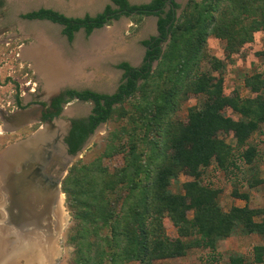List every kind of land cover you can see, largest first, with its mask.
I'll return each mask as SVG.
<instances>
[{
  "label": "trees",
  "instance_id": "1",
  "mask_svg": "<svg viewBox=\"0 0 264 264\" xmlns=\"http://www.w3.org/2000/svg\"><path fill=\"white\" fill-rule=\"evenodd\" d=\"M166 1L130 6L126 0H112L119 11H127L122 14L137 12L130 18L134 24L156 11L159 36L141 42L146 51L139 67L127 62L117 65L123 74L114 94L67 92L68 100L92 104L86 119L72 121L65 140L69 155L75 156L96 129L114 116L128 118L111 134L118 141L116 145H107L94 162L73 164L61 182L66 209L72 217L65 239L73 248L71 264H149L157 257L183 256L194 247L214 251L218 242L236 233L264 239L263 211L234 207L226 215L217 205L218 191L199 181L183 185V195L170 190L180 172L199 178L200 170L212 162L224 173L239 169L234 153L264 124L263 75L244 79V86L254 96L243 98L238 92L225 96L223 77L216 79L211 72L201 71L208 36L223 40L229 57L252 42L256 32L264 30V0H188L178 18L172 9L164 11ZM117 12L107 6L94 18H72L40 9L23 18L62 25V34L70 42L80 28L88 36L94 29L111 25L119 18ZM212 64L216 69L219 62L212 59ZM192 97L197 99V106L182 122L176 114ZM61 102L56 100L52 104L54 112L42 120L58 118ZM17 103L23 108L19 99ZM227 110L236 114L237 120L226 117ZM218 132L232 134L236 148L219 141ZM117 155L123 157L124 166L109 173L101 159ZM255 155L252 149L243 153V158L250 164ZM233 196L248 201L247 195ZM119 201L120 210L116 212ZM191 209L196 211L195 219L189 222L186 213ZM165 216L180 234H195L197 239L184 245L162 238L156 232ZM254 252V261L263 264L264 246L254 248ZM243 260L232 255L226 264H244Z\"/></svg>",
  "mask_w": 264,
  "mask_h": 264
},
{
  "label": "rangeland",
  "instance_id": "2",
  "mask_svg": "<svg viewBox=\"0 0 264 264\" xmlns=\"http://www.w3.org/2000/svg\"><path fill=\"white\" fill-rule=\"evenodd\" d=\"M108 1L109 0H54V2L51 3L50 0H0V13L4 14L3 17H0V158H3L6 148L7 150L9 148L14 149L17 144H20L22 142L20 141V139H27V137H30L29 133L34 129L32 131L28 130L26 126L36 121L38 118V116H36L34 120L30 119V122L22 123L24 112L34 110L39 107L33 105L27 107L23 106L22 110L17 109L18 99L21 106L25 104H34L38 103V101L48 100L51 96L56 95L66 87L76 86L73 84L68 86V83H66L64 84L63 88L59 87L58 89L52 90L53 88L50 89L51 87H45L42 83H40V81L38 80L39 77H37L34 72L32 60L30 59V61L28 57L25 58L22 52V47L24 45L32 43V38H24V32L28 29H26V26L22 25V21L17 19L18 15L16 14L21 12L26 13L30 10H34L41 6H44L46 8L52 7V9L56 11L63 12L65 14L67 13L71 16L81 17L84 14L94 15L100 12L103 8V5L105 3H108ZM139 1L141 0H138L136 3L140 4ZM199 1L200 0H196L195 2ZM187 2L188 0H182L180 2L181 7L178 11V15H180L184 11ZM121 19V33L118 30L116 31L118 33V37H120V35L122 36V40H120V42H115V46L113 48H107L106 50L99 49L98 51H101L100 57L103 59H101V61H99V63H97L96 65L89 64L85 62L87 61L86 59H82L81 63L84 62L82 63L83 72L87 73L86 75H89V78L85 82L83 81L82 83L78 84L77 88L88 87L89 89L95 91H102L107 93H112L116 90L117 85L121 80V72L117 69V64L121 62L122 56L118 54V50L122 49V47H125L124 45H121V47L117 49V46L121 43H126L127 49L133 52L132 58L136 60V64H142L144 58V48L140 43V39H143L144 36L140 37L139 28L143 20L140 22V24H134L133 20H131L130 18L123 17ZM108 27V31L112 33L115 25L111 23V25H109ZM34 28L36 29V27ZM40 29H43V27L39 28V30ZM76 39H80L81 42L86 41L82 32H79V34H77L75 40ZM166 44L164 43L162 47L164 48ZM225 47L226 44L223 40L216 39L213 36H208L205 40L206 58H204L202 61L201 71L211 72L212 76L216 79H218L220 75L223 77L222 86L225 96H231L234 92H238L243 98L253 97L254 95L251 94L249 90L244 86V79L247 77H252L255 74H260L264 77V30L256 32L253 36L252 42L244 44V46L240 50L235 53L233 52L229 57H226L225 55ZM103 48H105V46H103ZM73 52L74 51H72V53ZM129 56L125 54L124 59L130 60L131 54ZM68 58L72 60V62L74 61L75 65L80 66L78 65L76 55H74V53L73 58ZM212 59H215V61L219 62V64H215V66L218 65L216 69L212 64ZM66 63L68 64L69 62L66 61ZM74 63H72V66L75 67ZM62 65L63 63L60 64V66ZM155 66L156 63L153 64V69L155 68ZM60 86H62V84ZM91 105L92 104L90 103L78 102H72L69 105H66L65 112L62 113L60 118L54 120L55 128L65 126L68 119L86 116L90 111ZM195 106H197V99L192 97L191 99L182 103L176 116L182 122H184L186 118L189 117L190 110L195 108ZM125 108L126 110L129 109L128 106H125ZM131 113L132 112H129L128 116H130ZM225 116L237 120L236 114L232 113L230 110H227L225 112ZM7 118L9 119L7 120ZM113 118L114 119L112 121L99 126L75 156L71 158L66 157L67 161L64 163H66L67 166L64 174H62V180L68 174L71 166L76 162H82L85 164L94 162L102 156L107 145H116L118 143V141H116L111 134L112 132H116L121 126L126 124L128 118H118V116H114ZM47 129L48 130L43 132V134L46 139V143H51L52 138L56 137L60 130L55 131L52 129L51 132L50 127H47ZM218 134L219 135L217 139L219 141L224 142L231 148H236V141L232 138V134H229V136L224 135L222 132H218ZM34 138L35 140H37V136H34ZM30 139L34 140L32 138H29V140ZM124 141L126 142L125 138ZM54 145L55 148L57 146L59 147L57 143H55ZM41 149H43V147ZM58 149L60 150L59 153H62L63 155L65 154V151L61 147ZM252 149L255 151L256 155L252 163L248 164L243 158V153ZM234 155V161L239 169L231 168L229 173H224L218 170L216 168V164L212 162L206 168L200 170L201 174L199 178H195L194 176L190 175L188 176L183 172H180L177 175L175 184H173L170 188L172 194L178 193L180 195H183L185 194L183 185L199 181L200 185H204L212 188L214 191H218L219 194L216 197V202H218L217 205H219L220 207V212L226 215H230L234 207H247V209L251 211H263L261 213L263 215L264 124L261 125L258 132L253 134L247 140V143L242 147V149H238L236 151V154L234 153ZM23 165V168H30L29 172L33 173V175L37 178L38 176L40 178L43 169L40 166L42 165V163H40L39 161V156L35 163H33L30 167L26 163H24ZM101 165L103 167H106L109 173H114L116 169L123 168L124 160L121 155H117L111 158L103 157L101 159ZM19 166L21 165L19 164ZM17 169L18 171L22 170L21 168ZM4 176L7 185L10 184L14 179L11 172L9 173V176H7V174H4ZM61 182L59 187V192L61 193L60 209L62 210L64 216L62 225L64 226V228L61 231L58 240L54 244V252L52 254L50 251L46 252L48 261H46V255L44 256L43 254L40 255L38 253V250L36 249L37 247H34V245H27V242L25 243V241H22L21 235L18 236V238L21 240L19 241V243L17 242V240H15L17 239L16 236H8L7 239H5L6 241L4 240V242H2L3 237H5L3 235L5 234H2V230H0V264H71L70 259L73 248L66 245L65 239L67 231L71 225L72 217L70 212L66 209V197L61 190ZM9 192L10 189L6 192L8 193V197ZM234 193L238 195H247L248 201L234 198ZM124 196L125 192L122 193V197ZM40 197V200H37V197H34L35 199L30 198L28 202L30 203L31 201L35 204H41L42 202L45 203L46 201L43 194ZM1 199L2 197L0 195V200ZM23 204L26 208L27 200H24ZM9 205L13 207L12 204H7V206ZM120 205L121 204L119 201L115 206L116 212L120 210ZM195 212L196 211L194 209H191L186 213L187 221L191 222L195 219ZM212 212L213 211L211 210L209 214H211ZM0 219H2L1 213ZM259 219L260 218H254V221H259ZM51 220L55 224L56 219H54L53 221V217H51ZM160 223L161 225L160 227H158L159 230L156 233L160 232L162 238L166 237L167 239H169V241L179 240L184 245L187 243H191L195 239H197V235L195 234H180L177 228L174 226L173 221L171 219H168L167 216H165L160 221ZM14 233L18 234L15 231ZM10 234L11 232L6 230V235ZM28 235L29 232L27 233L26 237H29ZM46 240L47 242H45V244L49 245L48 239H45V241ZM20 244L23 247H21V249L16 248ZM42 246L44 247V244H42ZM259 246H264L263 238L255 235L236 233L233 236L218 242V245L214 251L207 248L203 249L200 247H194L186 250L183 256L173 255L157 257L151 259L148 263L226 264L229 261L230 256L237 255L244 259V264H257L254 261V258L256 256L254 248ZM47 248L51 249V247L49 246H47ZM5 252L6 254L4 255ZM2 253L4 257H2ZM9 253L16 255L10 256ZM17 256H21V258H18ZM125 264L140 263L129 262Z\"/></svg>",
  "mask_w": 264,
  "mask_h": 264
},
{
  "label": "crops",
  "instance_id": "3",
  "mask_svg": "<svg viewBox=\"0 0 264 264\" xmlns=\"http://www.w3.org/2000/svg\"><path fill=\"white\" fill-rule=\"evenodd\" d=\"M150 1L151 0H149V2ZM18 14H16V15H18ZM78 17H80V16H78ZM121 20L122 19H119L118 21L112 22V24L115 25V27L113 29L115 31L116 30L120 31V33H121L120 29L122 27L121 26L122 25ZM157 21H158V17H156L154 15H149V16L143 17L142 24L140 25V28H139V31H140L139 35H140V37L144 36V38L140 39V43L142 41L146 40L145 39L146 35L148 36V35H157L158 34L157 29H156ZM22 22H23L22 25L26 26V29H28L27 31L24 32L25 33L24 38L25 37L32 38V43L24 45L22 47L23 55L25 58L28 57L29 60L30 59L32 60L33 66H34V72H35L36 76L40 78V79L38 78L40 83H42L45 87L51 86V88L49 87L50 89H52V86H53L52 90L58 89L59 87L63 88L64 84H66V83H68V86H70L72 84L76 85L75 87H71V88H77L78 84L82 83L83 81L85 82L89 78V75H86L87 73L83 72L82 63H84V62L81 63L82 59H86L87 61H85V62H87L89 64L96 65L97 63H99V61H101V59H103L100 57L101 51H98L99 49L106 50L107 48H113L115 46V42H120V40H122L121 35H120V37L117 36V34H118L117 31L115 32L113 30L111 33L110 31H108L109 27L106 26L104 29L102 27L101 29L94 31L89 36H86L85 32L83 30H81L80 32L83 33L86 41L81 42L80 39L75 40L77 34H79V32H77L75 34L73 41L70 44L67 41L66 37L61 34L62 28L58 25L49 24L47 22L39 23L37 21L30 23V24H28L29 22H27V21L22 20ZM24 24H26V25H24ZM34 27H36V29ZM41 27H43V29L39 30V28H41ZM105 41H106V44H105ZM121 45L125 46V47H122V49L118 50V52H119L118 54L122 56L121 62H127L133 67H139L140 65H137L136 60L134 58H132L133 52H131L127 49L126 43H121L120 45L117 46V49L120 48ZM103 46H105V48H103ZM73 50H74V52H73L74 55H76L78 65H80V66L75 65L74 61L72 62V60H70L68 58V57L73 58V53H72ZM145 51L146 50L144 48V54H145ZM26 52H28V53H26ZM125 54L128 56L131 54L130 60L124 59ZM49 56H52V58L54 56V58L57 61L60 60V61H62L61 64L62 63H64V64L60 67H55V68H52L50 66V62H49V64L46 63L48 65H44L42 63L40 64V62L43 60L44 61L50 60ZM56 60H54V61H56ZM66 61L69 63L67 64ZM121 62H119V64ZM72 63H74L75 67L72 66ZM119 64H117V65H119ZM43 68H45V69H43ZM78 81H80V82H78ZM75 82H77V83H75ZM61 84H62V86H60ZM82 87H84V86H82ZM83 89H88L90 91H93V92L99 93V94H108L107 92L95 91V90L89 89L88 87H85ZM61 128L62 127H59V128L54 127L53 130L59 131V130H61ZM51 130H52V128H51ZM24 141H26V140H24ZM24 141H22L21 143H24ZM45 141H46V139L44 137H39L29 147L26 146V147H23L22 149H18L16 151H11V153H9L7 156H5V158L4 157L0 158V183H3V182L6 183L3 180L5 178L4 174H7V176H9V173L11 172L10 166H12L13 164L15 165V163L17 164L18 159L22 160L23 164L27 162L29 167L33 163H35V161L37 160V157H36L37 155L34 152V150H40L39 148H41L43 146V142H45ZM20 152L23 155H25L26 158H23L24 156L19 155L18 153H20ZM8 168H9V172H8ZM1 186H0V189H1ZM4 191H5V189H4ZM4 191H2V192H4ZM4 195L5 194H3V196ZM0 230H1V228H0ZM4 236H6V234ZM0 240H1V238H0Z\"/></svg>",
  "mask_w": 264,
  "mask_h": 264
},
{
  "label": "flooded vegetation",
  "instance_id": "4",
  "mask_svg": "<svg viewBox=\"0 0 264 264\" xmlns=\"http://www.w3.org/2000/svg\"><path fill=\"white\" fill-rule=\"evenodd\" d=\"M127 1V3L130 5V6H141V5H144V4H150L152 1H154V0H151L149 3H141V4H135V3H130L128 0H126ZM168 1V0H167ZM167 1H166V3L164 4V11L166 12V11H168V10H170V9H172V11L174 12V14H175V17L176 18H178V11L180 10V7H181V5H180V2L182 1V0H171V2L170 3H167ZM50 2L52 3V2H54V0H50ZM173 4H178L179 5V8H174V5ZM107 6H110L111 7V9L112 10H117L118 12H117V15H119V18L118 19H116V20H113V21H118L119 19H121L122 17H125V18H131L132 16H135L136 14H137V12H130V14H129V16H127V15H125V14H122L123 12L125 13V12H127V11H125V10H123V11H119L118 10V6H116V5H114L113 4V2H112V0H109L108 1V3H105L104 5H103V8H102V10L100 11V12H98V13H96V14H94V15H90V14H85V15H88L89 17H91V18H94V17H96L98 14H102L103 12H104V10H105V8L107 7ZM40 9H46V10H52V11H54V12H57V13H59L58 11H55V10H53L52 9V7H48V8H46V7H44V6H41V7H39V8H37V9H34V10H30V11H28V12H21V13H19L18 14V16H17V19L18 20H23V21H27V22H29V23H33V22H39V23H41V22H47V23H49V24H54V25H58V26H60L61 28H62V30H63V26L62 25H59V24H56V23H53V22H51V21H48V20H27V19H24L23 18V16L24 15H26V14H29V13H32V12H36V11H38V10H40ZM2 11V10H1ZM60 14V13H59ZM3 15L4 14H2V13H0V17H3ZM84 15V16H85ZM151 15H154V14H151ZM84 16H81V17H77V18H83ZM155 16V15H154ZM112 21V22H113ZM106 23V22H105ZM102 28V27H101ZM101 28H98V29H94L92 32H91V34L94 32V31H96V30H99V29H101ZM156 29H157V27H156ZM81 30H83L84 31V29L83 28H80L77 32H80ZM76 32V33H77ZM76 33H74V35H73V39H74V37H75V34ZM157 33H158V29H157ZM62 34V33H61ZM90 34V35H91ZM63 36H65L64 34H62ZM89 36V35H88ZM159 35L157 34V35H146V37H145V39L146 40H149L150 38H152V37H155V38H157ZM66 37V36H65ZM66 39H67V37H66ZM73 39H72V41H73ZM67 41H68V39H67ZM72 41H68L70 44H71V42ZM74 51V50H73ZM142 63H143V61H142ZM119 70V69H118ZM120 72H121V76H122V74H123V72L121 71V70H119ZM121 79V78H120ZM121 81V80H120ZM120 81H119V83H118V85L120 84ZM118 85H117V87H118ZM84 90H88V89H83V88H69V87H66L64 90H62V91H60L59 93H57L56 95H54V96H51L48 100H46V101H38V103H34V104H25V105H22V107L24 106V107H27V106H38V107H40L41 108V111L39 112V114H38V118H37V120L36 121H34V122H32V123H30L29 125H27L26 126V128H28V130H33L32 132H30L29 133V135H30V137H27V139H29V138H32V139H34L35 140V138H34V136H37V138L39 137V136H41V135H43L44 136V134H43V132H45L46 130H48L47 129V127H50V128H54L55 127V124H54V120L55 119H57V118H54V119H46V120H42L45 116H47L48 114H51V113H53L54 112V109H53V107H52V104L56 101V100H62V102H61V104H60V107H61V111H60V114H59V116H58V118H60L61 117V115H62V113L63 112H65V107H66V105H69L70 103H72V102H78V103H84V102H81V101H79L78 99H72V100H68L69 99V96L67 95V92L68 91H77V92H82V91H84ZM116 90H117V88H116ZM116 90L114 91V92H112V93H108L109 95H112V94H114L115 92H116ZM31 92V91H30ZM65 101H67V102H65ZM41 104H44V106L43 105H41ZM17 109H20V110H22V108H17ZM91 109H92V105H91V107H90V111H91ZM90 111H89V113L86 115V116H80V117H74V118H72V119H68L67 120V124L65 125V126H63L62 128H61V130L59 131V133H58V135L56 136V137H53L52 138V141H51V143L49 142V143H46V141L45 142H43V149H42V151H40L39 152V161H40V163H42V165H40L41 167H42V169H43V172L49 177L48 178V181H50V182H53L54 184H55V180L58 178L57 177V175H59L60 174V172H61V168L66 164V163H64V162H66L67 161V159H66V157H73L72 155H69L68 154V152H67V145H66V143H65V140H66V138L68 137V134H69V132H70V130H71V127H72V121H75V120H77V119H79V120H82V119H86L88 116H89V114H90ZM36 125V126H35ZM35 126V127H34ZM24 129H25V127H24ZM97 130V129H96ZM51 132H52V130H51ZM60 133H61V135H60ZM94 134V133H93ZM92 134V135H93ZM91 135V136H92ZM90 136V137H91ZM89 137V138H90ZM27 139H20V141H24V140H27ZM31 140V139H30ZM19 141V142H20ZM55 143H57V145H59V147L57 146L56 148H55ZM42 144V143H41ZM40 144V145H41ZM54 145V146H53ZM62 145V146H61ZM51 146V147H50ZM41 147V148H42ZM62 148L64 151H65V154L63 155L62 153H59L60 152V150L58 149V148ZM66 147V148H65ZM45 148V149H44ZM13 149L12 148H9L8 150H7V148L5 149V154H4V158H5V156H7L9 153H11V151H12ZM62 155V156H61ZM65 156V157H64ZM60 157H61V159H60ZM58 158V159H57ZM57 159V160H56ZM62 160V161H61ZM54 164V165H53ZM48 165V166H47ZM53 167H52V166ZM59 167H58V166ZM61 165V166H60ZM51 166V167H50ZM52 170V171H51ZM28 174H31V176L28 178V180L27 181H25V182H21V180L19 181V179H18V181H17V179L15 178V180H16V182H14L13 184L14 185H16V187L14 188V189H19L18 191H20L21 193L20 194H22V191L24 190V188H28V186H33V185H35V184H38V183H40V179L41 178H39V176H38V178L36 177V176H34L33 175V173H28ZM6 179H4V181H5ZM21 182V183H20ZM29 182V183H28ZM12 183V182H11ZM16 183V184H15ZM19 183V185H17ZM32 183H33V185H32ZM47 183V182H46ZM7 184V183H6ZM4 185V182H3V184H2V186ZM26 185H27V187H26ZM16 189V190H17ZM51 189V188H50ZM48 190V189H47ZM50 191V190H49ZM15 192H17V191H15ZM49 194H45V198H48V197H50V192H48ZM17 194V193H16ZM12 196L13 195H11V198H12ZM20 195L18 196V199H19V203H20ZM13 199V198H12ZM26 200V199H25ZM47 200V199H46ZM31 202V201H30ZM34 205H36V204H34ZM34 205H32L31 207L35 210V206ZM28 206H29V202L27 201V207L25 208L27 211H24V213L25 212H28V214L27 215H30L31 216V213H33L32 212V210H31V207H30V210L28 209ZM13 209V208H12ZM12 209H9V211H7V213H6V215H5V221L3 222V224L1 223L0 225L2 226V229L3 230H5V229H7V228H11V225L9 226L8 224H7V222L6 221H8V220H10V217H9V214L8 213H10V211L12 210ZM13 211H14V209H13ZM18 212H19V210H17ZM35 214L36 215H38V211L37 210H35ZM12 230L13 231H15V232H17L18 233V229L15 227V225L14 226H12Z\"/></svg>",
  "mask_w": 264,
  "mask_h": 264
},
{
  "label": "water",
  "instance_id": "5",
  "mask_svg": "<svg viewBox=\"0 0 264 264\" xmlns=\"http://www.w3.org/2000/svg\"><path fill=\"white\" fill-rule=\"evenodd\" d=\"M129 1L131 3L138 4V3H136L138 0H129ZM139 2H140V4H141V2L149 3V0H141ZM170 2H171V0H168L167 1V3H170ZM59 13L62 14V15H64V16H66V17H72V18L78 17V16H71L70 14L68 15L67 13L65 14L63 12H59ZM155 13H156V11H152V14H155ZM105 27H106V25L103 26V29ZM39 111H41V108L40 107L39 108H36L34 110H29V111L24 112L23 113L24 115H23V121H22V123L30 122V119L31 120H34L35 117L38 116ZM8 119L9 118H7V120ZM39 137H44V136L41 135ZM34 141H36V140H29V139H27L26 141H24L25 144L24 143L17 144L12 151H16L18 149H22L23 147H26V146L29 147L31 144L34 143ZM39 149L42 151L41 148H39ZM40 150H34V152L37 155L36 156L37 159H38L39 151ZM18 154L24 156L23 158H26V156L23 155L22 153H18ZM19 164L21 166H19ZM22 164H23V161L20 160V159H18V163L17 164L15 163V165L14 164L12 165V167H11V173H12V177L14 178L12 180V183H10L8 185L6 183H4L3 186H1L3 183H0V186H1L0 195L2 197V199L0 200V202H1L0 203V213L2 214V219H0V224L1 223L3 224V222L5 221V215H6L7 211H9V208L10 209H12V208L15 209L16 208L15 211L11 210L10 213H8L9 214V217H10V220H8L6 222H7V224L9 226L11 225V228H7V229L3 230L2 229V226L0 225V228L2 230V234H6V230L9 231V232H11L10 235H6L5 237H3L2 242H4V240L7 239L8 236H16L17 239H15V240H17V242L19 243V241H21V240L18 238V236H20V235L21 236L27 235L28 232H29V235L28 236H31V235L38 236V238H37L38 240H40L42 237L43 238L45 236L47 237V233H51L50 238L48 239V244H50V246L51 245L55 246L54 244L58 240V238L60 236V233L63 230L64 226H62L63 224L61 223V220L59 219V215L57 214L58 209H57V206H55L54 201H55V195H56V198H57V195H59V194L61 195V193L59 192V187H60V182L62 181V178H63L62 177V174H64L67 165L65 164L61 168V172H60L59 175H57L58 178L55 180V184L53 182L48 181V178L49 177L42 171L41 176H40V178H41L40 179V183L35 184V185H33V183H32L33 186H28V188H24V190L22 191V194H20L21 192L18 191L19 189H17V188H16L17 190L14 189L16 187V185L13 184L14 182H16L15 178L16 179L18 178L19 181L21 180V182H25L31 176V174H27L29 172L30 168H23L24 165H22ZM26 164H27V162H26ZM17 168H21L22 170L21 171H18ZM23 170H24V172H23ZM17 185H19V183ZM26 187H27V185H26ZM7 188L10 189L9 197H8V193H6L7 190H9ZM4 189H5V191H4ZM49 190H52V193H54V195L52 196V200L50 201L51 202V207L48 208L49 207V204L47 205L46 202L45 203L42 202L41 204L34 205L35 206L34 207L35 210H37L38 212L40 210V208H38V207H41V208L44 207V209H42V213L40 214V216L36 220V223L37 224L34 225L32 220L33 219L35 220V218L32 217V216H30V215H27L28 212H25L24 213V211H27L25 209V207H24V204H23L24 203V200L26 199L28 201V200H30V198L33 199L34 197H37V200H40V198H41L40 196L42 194H44V193L49 194L48 192H51ZM2 191H4V192H2ZM15 191H17V192H15ZM3 194H6V195L3 196ZM11 195H13L12 196L13 199L11 198ZM19 195L21 196L20 197V203H19V199H18V196ZM10 201H11V203H10ZM8 202L10 204H12L13 207L7 206ZM16 210H19V212L16 211ZM53 216L56 219L55 224H53V222L50 220L51 217H53ZM42 218L44 219V221H43ZM14 225L18 229V234H15L14 231L12 230V226H14ZM37 226H39V227H37ZM36 231H38L40 233H38ZM46 242H47V240H46ZM32 245H34V244H32ZM36 245L38 246L39 243H37ZM21 247H23V246H21V244H20L16 248L21 249ZM5 254H6V252L4 253V255ZM4 255L2 253V257H4ZM15 255L16 254H12V253L10 254V256H15ZM17 257L18 258H21V256H17Z\"/></svg>",
  "mask_w": 264,
  "mask_h": 264
},
{
  "label": "bare ground",
  "instance_id": "6",
  "mask_svg": "<svg viewBox=\"0 0 264 264\" xmlns=\"http://www.w3.org/2000/svg\"><path fill=\"white\" fill-rule=\"evenodd\" d=\"M49 58H50V60H46V61H41L40 62V64L42 63V64H46V63H48L49 64V62H50V66L52 67V68H55V67H59L60 66V64H61V62L62 61H60V60H56V59H54V58H52V57H50L49 56ZM54 60H56V61H54ZM47 64V65H48ZM64 64V63H63ZM43 69H45V68H43ZM47 70V69H46ZM49 72V71H48ZM49 87H51V86H49ZM53 88V87H52ZM22 151V150H21ZM21 153V152H20ZM62 156V155H61ZM58 159V158H57ZM56 159V160H57ZM62 161V160H61ZM54 165V164H53ZM48 166V165H47ZM52 166V165H51ZM50 166V167H51ZM58 166V165H57ZM61 166V165H60ZM53 167V166H52ZM59 167V166H58ZM52 171V170H51ZM51 192H50V197H48V198H45V194L46 193H44L43 194V196H44V199H45V201H46V204L48 205L49 204V207L48 208H50L51 207V200H52V196L54 195V193H52V190H50ZM35 199V198H34ZM47 199V200H46ZM60 200H61V195L59 194V195H57V198H56V195H55V201H54V203H55V206H57V209H58V211H57V214L59 215V219L61 220V223L63 224V218H64V216H63V213H62V210L60 209ZM10 203H11V201H10ZM9 202H8V204H10ZM35 203L34 202H30L29 203V206H28V209L30 210V207L32 206V205H34ZM31 205V206H30ZM37 205V204H36ZM10 206V205H9ZM40 206V205H39ZM38 208H40V210H39V212H38V215H36L35 214V210L31 207V210H32V212L33 213H31V216L32 217H34L35 218V220L33 219L32 221H33V224L35 225V224H37L36 223V220H37V218L40 216V214L42 213V209H44V208H41V207H38ZM52 213V212H51ZM50 213V214H51ZM53 214V213H52ZM54 219H55V217L53 216V221H54ZM51 220V219H50ZM43 221H44V219H43ZM52 221V220H51ZM65 221H66V219H65ZM43 223V222H42ZM54 224V223H53ZM37 227H39V226H37ZM35 232V231H34ZM38 232V231H37ZM38 233H40V232H38ZM50 235H51V233H47V238H46V236L43 238H41L40 240H38L37 238H38V236H33V235H31V236H29V237H26V235H23V236H21V240L22 241H25V243L27 242V245H32V244H34V247H37L36 249L38 250V253L40 254V255H46L45 257H47V251L49 252H51V254L54 252V246L53 245H51L50 246V244L49 245H47V244H45V239H49L50 238ZM27 238V239H26ZM36 238V239H35ZM36 242V243H35ZM32 243V244H31ZM37 243H39V245L37 246L36 244ZM42 244H44V247L42 246ZM47 246H49V247H51V249H48L47 248ZM48 249V250H47ZM45 259V258H44ZM46 261H48V257L46 258Z\"/></svg>",
  "mask_w": 264,
  "mask_h": 264
}]
</instances>
